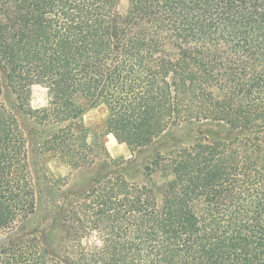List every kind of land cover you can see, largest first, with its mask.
I'll return each mask as SVG.
<instances>
[{"label":"trees","instance_id":"1","mask_svg":"<svg viewBox=\"0 0 264 264\" xmlns=\"http://www.w3.org/2000/svg\"><path fill=\"white\" fill-rule=\"evenodd\" d=\"M15 108L51 129L44 151L103 169L61 208L57 243L27 231ZM184 121L200 133L158 148L143 181L112 169L126 161L104 134L135 151ZM0 264H264V0H0Z\"/></svg>","mask_w":264,"mask_h":264},{"label":"rangeland","instance_id":"2","mask_svg":"<svg viewBox=\"0 0 264 264\" xmlns=\"http://www.w3.org/2000/svg\"><path fill=\"white\" fill-rule=\"evenodd\" d=\"M125 5L126 0H122V7ZM6 100L8 105L13 103L12 97ZM30 102L33 108L48 106V88L43 84L33 85ZM15 113L28 139L30 169L37 192V211L28 222L27 231L36 234L44 242L53 239L57 243L60 236L58 221L61 208L74 197V193L102 173L103 169L98 164L75 169L62 156L44 151L42 142L51 129L37 123L17 108ZM106 116V106L100 105L85 111L82 119L92 131L101 132ZM199 133L200 127L197 123L184 121L173 125L152 145L135 151L126 143H119L112 133L104 134L103 140L112 158H122L126 161L120 168L113 166L112 169L122 171L127 178L141 182L144 178L142 167L154 156L158 148L167 151L178 144H190ZM53 225L55 228L52 234L47 235Z\"/></svg>","mask_w":264,"mask_h":264}]
</instances>
